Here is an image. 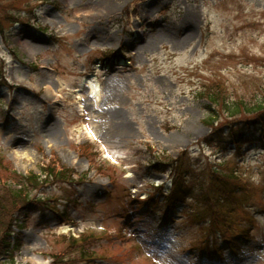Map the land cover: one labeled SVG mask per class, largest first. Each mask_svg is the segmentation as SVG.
Returning <instances> with one entry per match:
<instances>
[{
	"label": "rangeland",
	"instance_id": "1",
	"mask_svg": "<svg viewBox=\"0 0 264 264\" xmlns=\"http://www.w3.org/2000/svg\"><path fill=\"white\" fill-rule=\"evenodd\" d=\"M208 95L264 101V0H0V185L49 162L78 179L31 193L57 201L13 228L14 264H264V139L240 153L203 143ZM182 150L196 177L225 158L241 175L218 244L209 217L182 206L173 222L137 201L170 185L156 155Z\"/></svg>",
	"mask_w": 264,
	"mask_h": 264
},
{
	"label": "trees",
	"instance_id": "2",
	"mask_svg": "<svg viewBox=\"0 0 264 264\" xmlns=\"http://www.w3.org/2000/svg\"><path fill=\"white\" fill-rule=\"evenodd\" d=\"M106 54V59L110 58L109 55H114L110 52ZM208 96L211 101V105L207 106L210 109L208 125L212 129L202 139L203 143L213 146L217 152H227L232 147L235 152L240 153L244 144H255L264 139V101L247 105L243 102L226 101L225 98L220 102V97L217 95ZM220 104L222 112L224 111L226 114V119L214 124L218 109L213 106ZM249 113L256 115L242 116ZM248 127L251 128L250 131ZM156 157L158 164L151 161L152 167L170 174L171 188L167 192H163L160 187H157L155 193L158 192V197L150 194L146 201H140L141 203L144 202L146 205L161 203L164 220L168 219V214L176 212L177 208L184 204L190 209L189 212L188 209L184 211L198 216L200 222L207 220L208 217L212 219L201 227L205 234L211 230L216 236L223 231L224 234H227L228 230L233 229L228 220L231 219V213L234 212L233 208L238 201L234 194L236 189H241L244 185H240L241 175L237 169L226 163V158L223 163L204 166L202 169L204 177H196L195 163L192 162L187 150H182L175 158L160 154H157ZM42 168L44 169L43 176L33 173L15 174L12 182L15 188L9 184L0 185V258L5 257V261L11 264H14L15 254L22 245L20 237L13 228L24 226L25 217L28 215L30 218L31 212L40 209V204L41 209H44L42 204L57 201V199L48 198L43 200L40 196L33 198L31 193L43 188L47 183L58 182L71 186L78 182V179L73 177L76 174L75 171L63 164L49 162ZM82 178L79 176L80 181ZM22 205L24 206L22 207ZM67 220L66 216L60 219L61 222ZM226 227L227 229L223 230ZM237 234V232L233 234V242L238 240ZM84 239L83 236L81 241ZM81 241L79 240L77 244H80Z\"/></svg>",
	"mask_w": 264,
	"mask_h": 264
},
{
	"label": "bare ground",
	"instance_id": "3",
	"mask_svg": "<svg viewBox=\"0 0 264 264\" xmlns=\"http://www.w3.org/2000/svg\"><path fill=\"white\" fill-rule=\"evenodd\" d=\"M94 88H97V86H94ZM87 129L89 130V128H87ZM92 129H93V128H92ZM90 131H91V133L93 134L92 130H90ZM91 133H90V135H92ZM93 135H94V134H93ZM94 136H95V135H94ZM33 259L35 260V262H41L40 260H36L35 258H33Z\"/></svg>",
	"mask_w": 264,
	"mask_h": 264
}]
</instances>
